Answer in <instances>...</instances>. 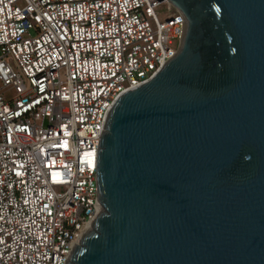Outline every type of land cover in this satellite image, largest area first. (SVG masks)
Returning a JSON list of instances; mask_svg holds the SVG:
<instances>
[{
  "label": "water",
  "instance_id": "water-1",
  "mask_svg": "<svg viewBox=\"0 0 264 264\" xmlns=\"http://www.w3.org/2000/svg\"><path fill=\"white\" fill-rule=\"evenodd\" d=\"M168 1L182 47L112 106L67 264H264V0Z\"/></svg>",
  "mask_w": 264,
  "mask_h": 264
},
{
  "label": "built area",
  "instance_id": "built-area-1",
  "mask_svg": "<svg viewBox=\"0 0 264 264\" xmlns=\"http://www.w3.org/2000/svg\"><path fill=\"white\" fill-rule=\"evenodd\" d=\"M162 2L0 0V264H67L102 211L106 118L183 44Z\"/></svg>",
  "mask_w": 264,
  "mask_h": 264
},
{
  "label": "rangeland",
  "instance_id": "rangeland-1",
  "mask_svg": "<svg viewBox=\"0 0 264 264\" xmlns=\"http://www.w3.org/2000/svg\"><path fill=\"white\" fill-rule=\"evenodd\" d=\"M155 11L159 20H165L174 14V6L170 9L166 2H162L158 5ZM6 96L8 97L9 94Z\"/></svg>",
  "mask_w": 264,
  "mask_h": 264
},
{
  "label": "bare ground",
  "instance_id": "bare-ground-1",
  "mask_svg": "<svg viewBox=\"0 0 264 264\" xmlns=\"http://www.w3.org/2000/svg\"><path fill=\"white\" fill-rule=\"evenodd\" d=\"M95 221L96 220H94V222L89 226V231L91 230V229H93V227H94V224H95ZM81 242H82V239H80V241L76 244V245H80L81 244Z\"/></svg>",
  "mask_w": 264,
  "mask_h": 264
}]
</instances>
